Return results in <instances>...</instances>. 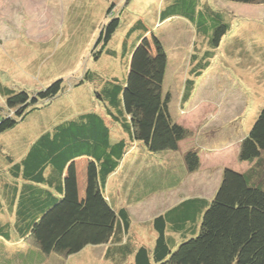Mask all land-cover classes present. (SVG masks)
<instances>
[{
  "label": "trees",
  "instance_id": "16d2710c",
  "mask_svg": "<svg viewBox=\"0 0 264 264\" xmlns=\"http://www.w3.org/2000/svg\"><path fill=\"white\" fill-rule=\"evenodd\" d=\"M223 1L234 6L264 3ZM159 2L160 7H155L158 13L150 21L139 20L124 28L132 40L129 43L119 38L116 50L109 49L108 43L113 41L121 19L114 16L101 27L93 48L94 58L120 56L119 66L126 70L122 79L111 75L106 76L109 80L100 81L97 98L103 110L68 119L51 132L43 131L38 138L26 142L21 153L0 146V163L8 165L7 173L0 169V195L8 197L9 202L20 198L16 228L30 233L45 254L72 255L112 239L116 248L105 253L110 264L125 263L129 256L131 264H264V104L239 146L237 160L249 165L245 172L223 168L210 200L190 199L153 218L149 226L156 237L151 247L135 246L134 239L129 240V246L120 245L132 221L126 209L120 208L115 214L105 201L108 177L117 171L132 146L146 154H161L177 151L179 143L190 137L189 131L173 119L170 94H163V74L170 63L161 43L164 35L156 34L154 29L171 19L179 23V18V24L194 26L197 37L208 45L198 62L193 61L197 50L191 52L192 65L179 100L185 104L198 91L197 83L204 80L214 52L231 34L233 22L240 19L231 17L227 7L217 8L210 0ZM112 9H108L107 16ZM98 78L101 77L87 70L75 86ZM62 91V79L34 93L13 91L0 82L8 112L0 120V135ZM183 158L187 172L198 170L196 149L186 150ZM79 160L87 162V167L76 173ZM152 171L157 184H173L174 174L171 180L169 174L166 178ZM148 174L144 181H149ZM7 177L9 180L3 182ZM138 182L145 187V182ZM27 205L31 209L28 215L24 209ZM77 230L80 232L74 233Z\"/></svg>",
  "mask_w": 264,
  "mask_h": 264
},
{
  "label": "rangeland",
  "instance_id": "374dc122",
  "mask_svg": "<svg viewBox=\"0 0 264 264\" xmlns=\"http://www.w3.org/2000/svg\"><path fill=\"white\" fill-rule=\"evenodd\" d=\"M210 1L217 8L227 7L231 17L243 20L233 22L231 34L214 52L210 69L204 80L197 83L198 91L188 103L181 104L179 100L192 65L191 52L197 50L195 54L198 56L193 61L198 62L208 45L201 38L192 37V30L179 24V18V23L171 19L159 29H154L156 34L164 35L162 44L170 63L163 76V90L170 94L172 114L175 113L178 120L186 124L190 133L185 144L178 145L177 150L182 154L185 148L196 149L201 164L196 172L185 175L177 169L171 182L175 186L177 181L180 182L172 193L206 200L215 192L225 165L236 170L248 167V164L237 160L238 146L264 104V3H236L234 6L223 0ZM157 6L160 7L159 0H0L1 84L13 91L34 93L55 80H63V91L55 99L30 112L13 129L0 135V146L10 147L13 153H21L26 142L38 138L43 131L51 132L68 119L103 110L97 98L100 81L104 78L109 80L106 76L111 75V78L122 79L125 70L119 66L120 56L117 59L107 56L98 60L94 58L93 48L101 27L114 16L121 19L116 36L108 43L109 49L116 50L123 28L139 20L150 21L149 18L158 13ZM109 8H113L112 14L107 16ZM100 47L101 44L98 49ZM87 70L101 78L94 82L83 81L76 87ZM5 100L6 97L0 93V120L8 114ZM157 157L153 153H148V157L141 154V168L147 171L149 160L155 163ZM174 159L180 162L177 156ZM135 169L136 166L131 172ZM145 173L140 175L137 172L132 176L135 186L125 189V197L131 200V215L146 222L139 230L137 220L133 221L134 245L151 247L156 236L149 226V216L168 207L170 194L157 199L149 197L145 202V194L154 195L152 190L158 189L157 185L159 193L162 189L166 191L164 186L168 183L157 184L152 169L149 170V181H144ZM138 181L145 182V187L142 188ZM115 198L120 201L121 194ZM138 199L143 201L135 203ZM174 238L179 239V235ZM94 247L97 246H87L72 255H61V260L65 262L63 264H110L102 257L105 246ZM126 260L121 264H131V256Z\"/></svg>",
  "mask_w": 264,
  "mask_h": 264
},
{
  "label": "crops",
  "instance_id": "0c3cea01",
  "mask_svg": "<svg viewBox=\"0 0 264 264\" xmlns=\"http://www.w3.org/2000/svg\"><path fill=\"white\" fill-rule=\"evenodd\" d=\"M183 27H185L186 29H191L192 33H190V35L192 37L194 36V38H198L194 26H192L190 24L188 26H183ZM120 36L122 37V40H124L126 42L130 43L132 40V36L126 34V30H123L122 32H120ZM162 41H161V43H162ZM167 70H168V68H166V71L164 72L163 75L166 74ZM125 73H126V70H125ZM125 73H124V75H125ZM162 90H163V86H162ZM166 92H168V91L163 90V94H165ZM188 102H186V103H188ZM172 107L173 106L171 103V108ZM171 114H172V110H171ZM172 116H173V119L175 120L176 123L182 125L186 129H188V127L186 126L185 123L178 120L179 117L177 115H175V113L172 114ZM185 140L181 141L179 143V145L185 144V142H186ZM239 146H240V144H239ZM239 146H238L237 154L239 151ZM186 150H188V149L185 148V151ZM185 151L183 149L182 154L180 152H178V150L177 151H166V152L161 153V154H156V156H159V157H157L155 163H152L151 159L149 160L150 167L146 171V169L141 168L142 165L140 164L139 156L142 154L143 156L148 157V154H146L145 151H141L138 147L132 146V148L128 150L127 154L122 159L120 166L117 169V171L112 173L108 177V180H107L106 186H105V192H104L105 201L107 202V204L110 206V208L113 210V212L115 214L120 208L126 209L127 212L129 213V216H130L131 221H132L131 227L128 230L127 235L124 236L122 243L120 245H123V246L128 245L129 246L130 241L133 239V236H134L133 229H132L133 221L137 220V222H138L137 228L139 230L142 228L141 226L143 224H146V222H144L143 219H135L131 215V213L133 211V206H131V200H129L128 198L125 197V195L127 193V191L125 189L131 188V187H133V185L135 186V183L132 184V182H133L132 176L136 172L143 173V174L146 172L145 173V176H146L149 173L150 169L157 172L158 175H162V176L166 175V178L168 177L167 176L168 174H169V177L170 176L172 177V174H174V172H176L177 169H178V171L181 169L183 171L184 175L188 174L187 169H186V165L184 164V158H183V154ZM136 156H137V159H136ZM174 156H177V158L180 160V162L175 160ZM149 158H151V157H149ZM199 163H200V158H199ZM241 163L247 164L245 162H241ZM200 165H199V167H200ZM134 166H136V169L133 172H131L133 170ZM86 167H87V162L79 160L75 164V172L77 173L79 171H84ZM248 167H249V165H248ZM248 167L246 166V168L244 167V169H242V170H236L233 167H229V166L225 165L223 168H231L236 172L243 173L248 169ZM1 168L4 169L3 171L5 173H7L6 168H8V165H4L2 163L0 165V169ZM222 169H221V171H222ZM4 180L8 181L9 177L3 178V182H4ZM219 181H220V178H219ZM179 182H180V180L176 182L177 183L176 186L179 184ZM20 185H21V183L19 181L18 186H20ZM176 186L174 184H172V185L170 184V185H168V187L164 186L167 190L164 191L162 189L161 193L158 192L159 191V187H158V189L152 190V192L155 193L154 195H152L151 193L149 195L145 194V196H144L146 199L145 202L147 201V199L149 197L153 198V199L154 198L157 199L159 197L162 198L163 196L164 197L169 196V194H170V199H169L170 203H169L168 207L161 209L157 214L153 213L151 216L148 215L150 218L149 220H152L157 215L166 212L167 210L177 206L178 204L189 201L190 199H197V198L198 199H205L202 197H194V196L193 197L176 196L175 194L172 193V189H174ZM118 193L121 194L120 201L115 198V196ZM173 195H174V197H173ZM211 197H210V199H211ZM210 199H207V200H210ZM19 200H20V198L14 197L13 201L9 202L10 200L8 197L5 198V196L0 195V228H2V229H0V264H53V263L54 264H59V263L63 264V263H65V262H62V260H61V258H62L61 255L65 256V254H55V253L54 254L53 253L45 254V253H43L41 251V249L39 248V246L34 241V239L30 236V233L26 234V233H24L21 230H18L16 228L17 225H15V212L16 213L18 212V208L20 205ZM142 201H143V199H138L135 203H141ZM8 208H10V210L11 209H13V210L11 212H8L9 211ZM24 209L26 210L25 214H27V215L31 212L30 206H28V205L25 206ZM149 223H150V221H149ZM19 225H22V222H20ZM81 226H79V227L82 229L84 227V225H81ZM130 230H132V234H130ZM79 232L80 231L77 230L74 233H79ZM139 245H144V244H139ZM102 246H105V249L103 251L104 253L102 254L103 258H105V253L107 250H109V248H112V249L116 248V244H113L112 239H110L108 243L99 245V246L94 247V248H99ZM67 257H64V258H67ZM108 262H110V261H108Z\"/></svg>",
  "mask_w": 264,
  "mask_h": 264
}]
</instances>
